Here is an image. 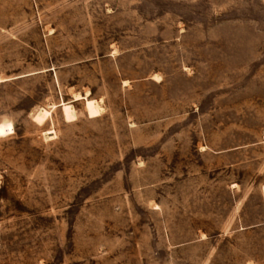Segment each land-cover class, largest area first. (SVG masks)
<instances>
[{"label": "rangeland", "instance_id": "1", "mask_svg": "<svg viewBox=\"0 0 264 264\" xmlns=\"http://www.w3.org/2000/svg\"><path fill=\"white\" fill-rule=\"evenodd\" d=\"M0 264H264V0H0Z\"/></svg>", "mask_w": 264, "mask_h": 264}]
</instances>
